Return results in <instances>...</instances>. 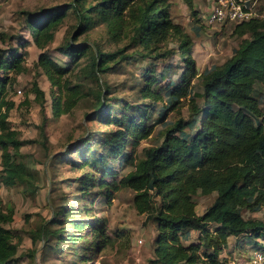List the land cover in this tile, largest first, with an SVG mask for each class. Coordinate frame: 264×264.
Returning <instances> with one entry per match:
<instances>
[{
	"label": "trees",
	"instance_id": "1",
	"mask_svg": "<svg viewBox=\"0 0 264 264\" xmlns=\"http://www.w3.org/2000/svg\"><path fill=\"white\" fill-rule=\"evenodd\" d=\"M183 1L195 10L197 0ZM171 7L170 0H72L67 6L27 14L26 21L33 43L42 51L54 42L56 32L72 12L78 21L74 42L104 25L111 42L129 40L140 49L135 57L128 58L174 61L180 56L184 67L176 85H160L166 72L158 76L154 64L142 71L143 104L119 100L122 107L118 109L103 102L107 86L99 92V117L104 113L110 126L121 128L107 136L110 158L123 156L131 170L120 179L108 181L107 177L116 172L106 156L89 153L84 159L89 175L80 184L89 200L105 203L112 201L120 189L135 193V208L157 227L154 264H229L222 255L228 251L231 238L249 239L254 248L264 249L258 242L264 236V222L244 216L264 208V107L257 92L259 85L264 87V18L234 24V34L242 38L238 49L222 65L199 73L193 58L194 42L174 21ZM1 36L0 42L5 44ZM171 42L177 46L170 47ZM89 49L68 42L59 52L79 60ZM118 54L97 49L91 71L96 80L110 70ZM38 66L56 89L53 113H70L83 98V85H73L70 69L46 52L41 54ZM25 71L23 53L0 48V151L4 153L0 185L7 188L31 185L33 179L26 165L14 158L25 142L9 124L10 112L16 107L10 93ZM35 91L43 96L37 85ZM181 99L187 105L186 117H180L166 131L161 145L145 149L139 160L124 152L127 143L135 152ZM156 111L160 116L153 121ZM96 189L99 193L94 195ZM211 194H216L215 200L199 213L197 196ZM14 213V207L4 204L0 196V264H12L18 255L14 232L7 227L14 221ZM84 226L76 221L74 228L79 231ZM90 226L96 233L95 247L104 251L109 244V239H102L105 226L99 221ZM193 232L198 234L196 240ZM55 233L44 227L40 237L49 239Z\"/></svg>",
	"mask_w": 264,
	"mask_h": 264
},
{
	"label": "rangeland",
	"instance_id": "2",
	"mask_svg": "<svg viewBox=\"0 0 264 264\" xmlns=\"http://www.w3.org/2000/svg\"><path fill=\"white\" fill-rule=\"evenodd\" d=\"M71 2L0 0V35L6 40L5 44L0 42V48L18 49L25 55L26 71L17 77L10 93V99L16 107L10 112L9 124L25 142L14 158L18 163H24L33 177L31 185L16 184L11 188L0 185L4 204L14 207L15 212L14 221L7 225L14 232V240L19 246L16 261L12 264H154L157 227L135 208V193L123 188L112 201L105 203L94 198L89 200L80 183L89 175L84 165L89 153L93 157L102 153L106 156V161L116 172L113 177H107L108 181L120 179L131 170V166L124 163L123 156H116L115 160L110 158L112 155L109 154L107 136L121 128L110 126L104 113L99 117V92L107 86L108 92L103 95V102L118 109L122 107L121 103L118 104L119 100L140 105L143 104L140 93L144 77L142 71L154 64L158 76L166 72L165 80H161L160 85H176L184 65L180 56L174 61H155L151 57L128 58L132 55L135 57L140 49L138 51L129 40L111 42L104 25L74 42L78 21L72 12L56 32L54 42L44 51L40 50L33 43L31 31L27 27V14L54 6H67ZM170 3L174 21L183 27L194 42L193 58L199 73L222 65L238 49L242 38L234 34V24L210 27L205 23L207 0H197L194 11L183 0H170ZM257 9L264 15V0H258ZM68 42L90 47L88 54L73 60L59 52ZM176 46V43H170V47ZM97 49L110 54L119 52L116 60L109 65L110 70L99 74L98 80L91 73ZM43 52L70 69L69 80L73 85H83L82 100L66 115L57 116L53 113V94L56 89L52 88L48 77L38 66ZM35 85L43 96L36 93ZM257 92L264 107V87L259 85ZM186 114L187 105L181 99V103L168 113L164 122L157 124L152 136L143 140L135 152L129 143L125 144L124 152L132 153L138 160L143 158L145 149L161 145L166 131ZM159 116L160 112H154L153 121H157ZM3 154L0 151V176L4 164ZM97 193L99 189L94 190V195ZM215 197L216 194L198 195V212L203 213L211 206ZM244 216L264 222V208L251 215L245 213ZM76 221L85 225L79 231L74 228ZM98 221L106 228L107 237L103 235L102 239H109L108 246L102 252L95 247L96 233L90 226V223L96 224ZM44 227L57 233L44 240L40 237ZM197 237L195 232L193 239ZM239 242L242 246H231V250L226 252L227 259L234 264L246 263L254 248L252 240L239 239ZM258 242L264 248V236Z\"/></svg>",
	"mask_w": 264,
	"mask_h": 264
},
{
	"label": "built area",
	"instance_id": "3",
	"mask_svg": "<svg viewBox=\"0 0 264 264\" xmlns=\"http://www.w3.org/2000/svg\"><path fill=\"white\" fill-rule=\"evenodd\" d=\"M207 2V15L204 20L210 27L237 25L255 18H264L257 9L258 0H207ZM18 93L21 94L22 91L19 90ZM245 264H264V249L253 248Z\"/></svg>",
	"mask_w": 264,
	"mask_h": 264
},
{
	"label": "crops",
	"instance_id": "4",
	"mask_svg": "<svg viewBox=\"0 0 264 264\" xmlns=\"http://www.w3.org/2000/svg\"><path fill=\"white\" fill-rule=\"evenodd\" d=\"M195 234V232L192 233V235ZM237 244H240V246H242V243H240L238 240L231 238L230 239V245H229V251L231 250V246H236ZM246 246V245H245ZM226 252H224V254L222 255L223 257H227ZM245 264V263H244Z\"/></svg>",
	"mask_w": 264,
	"mask_h": 264
}]
</instances>
